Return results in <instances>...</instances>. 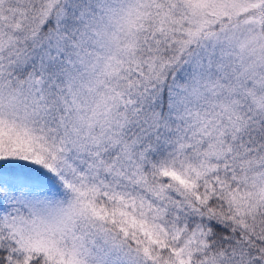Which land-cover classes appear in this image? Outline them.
Masks as SVG:
<instances>
[{"label":"snow or ice","instance_id":"snow-or-ice-1","mask_svg":"<svg viewBox=\"0 0 264 264\" xmlns=\"http://www.w3.org/2000/svg\"><path fill=\"white\" fill-rule=\"evenodd\" d=\"M0 264H264V0H0Z\"/></svg>","mask_w":264,"mask_h":264}]
</instances>
